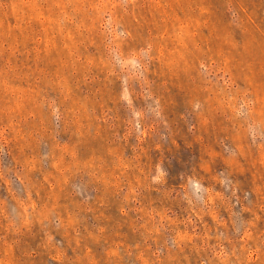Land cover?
Segmentation results:
<instances>
[{"label": "rangeland", "instance_id": "1", "mask_svg": "<svg viewBox=\"0 0 264 264\" xmlns=\"http://www.w3.org/2000/svg\"><path fill=\"white\" fill-rule=\"evenodd\" d=\"M0 264H264V0H0Z\"/></svg>", "mask_w": 264, "mask_h": 264}]
</instances>
